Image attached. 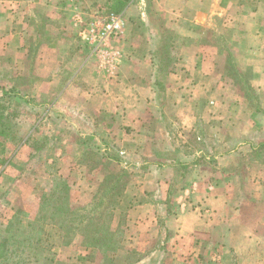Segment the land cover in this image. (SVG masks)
<instances>
[{"label":"rangeland","instance_id":"obj_1","mask_svg":"<svg viewBox=\"0 0 264 264\" xmlns=\"http://www.w3.org/2000/svg\"><path fill=\"white\" fill-rule=\"evenodd\" d=\"M104 1L87 0L85 3L92 9L96 4L102 5ZM138 2L143 11L129 13L125 24L127 22L128 27L130 23L137 25V38L142 44L148 41L141 36L143 33L155 36L152 37L155 45H151V54L156 57L152 65L156 74L150 78L149 85L158 86L159 92L145 95L150 108L141 124H124V119H120L119 114L118 118L112 117L113 122L115 121V134L105 137L101 136L103 128L96 136H85L80 135L76 128H69L62 123L59 110L61 101L72 99V95L66 97L60 91L62 79L70 71L66 74L63 72L64 77L53 92H44L46 79L39 74L50 69V66L54 67L51 63L45 64L49 50L38 58L42 47L36 44L30 49L32 60L29 63L23 57L20 59L16 52L19 49L18 33L23 30L16 29V0H0V98L5 89L3 103L12 123L11 134L0 138L2 225L17 213L24 214V221L33 218L42 199L50 193L55 179L66 174L71 186L73 207L90 205L94 196L99 194V184L105 177L110 173L121 175V187L114 201L116 207L113 211L112 228L122 231L127 209L144 199L143 192L146 189L151 193L157 191L156 183L165 175L160 168L165 164L175 168L174 174L170 176L171 206L177 198L176 192L179 187L184 186L186 178L190 175L198 177L216 169L214 154L226 149H238L249 137L259 136L261 142L253 150L246 152L242 159L239 158L230 165L235 169L251 165L254 174H258V169L264 170L257 164L264 166V146L260 145L264 143V89L252 86L253 66L244 63L250 54L249 49L253 50L251 54L254 56V49L258 53L264 49V39H258L252 34L256 25L242 27L238 21L231 22L228 16H212L210 26L203 32L214 52L218 53L219 60H215L210 77L195 78L184 75L189 70L176 61L184 44V39L179 37L182 30L178 27L185 21L177 22L174 15L166 12L164 0ZM254 5L253 0L246 2L247 8H254ZM237 13L232 14V17L239 16L240 19L242 15L238 11ZM106 14L91 11L81 16L88 19L91 15L103 17ZM39 19L38 31L44 37L45 18L41 15ZM259 25L257 24V28ZM261 26L264 33V23ZM26 28L27 34L29 30L27 26ZM124 35L125 32H122L120 43L125 41ZM73 37L77 40L76 45L84 52L83 58L93 55L97 70L100 68L112 71L121 65L107 55L110 51L120 49L116 45L115 48L113 43L105 51L94 52L83 41L78 30ZM158 42L159 46L156 47ZM117 57L114 54L113 58ZM259 57L264 61V57ZM174 69L180 71V76L172 75ZM178 82L181 90L173 86ZM204 84H207V88ZM53 100H59L56 108L51 111L42 108ZM150 103L154 105L151 106ZM177 105L192 107L191 110L184 109L186 114L195 119L194 126L190 129H184L177 120ZM98 114L101 116L100 111ZM109 114L106 113V118ZM216 139H222V142ZM66 152L75 156L63 158L61 154ZM258 155L261 156L259 159ZM179 161L187 163V167H178ZM184 173H187L185 179L181 176ZM52 241L55 239L52 238ZM54 247L58 264H124L122 258L98 248H90L89 256L84 259L79 248L86 247L82 245L80 236H74L67 245Z\"/></svg>","mask_w":264,"mask_h":264},{"label":"crops","instance_id":"obj_2","mask_svg":"<svg viewBox=\"0 0 264 264\" xmlns=\"http://www.w3.org/2000/svg\"><path fill=\"white\" fill-rule=\"evenodd\" d=\"M247 1L164 0L165 11L174 15L177 22L185 21L178 27L182 30L179 37L184 39V44L176 59L178 65L189 70L184 75L208 78L215 60H219L218 53L214 52L203 32L210 26L209 21L214 15L228 16L231 22L238 21L242 27L256 25L253 36L264 39L261 26L264 23V1L253 0L254 8H247ZM85 2L87 0H16V29L23 30L18 33L19 49L16 53L29 63L32 46L38 44L42 47L38 58L48 49L45 64L51 63L54 67L50 66L39 74L46 79L44 92H53L64 74L70 71L62 79L60 91L66 97L72 95V99L61 101L62 123L85 136H96L103 128L101 136L110 137L115 134L112 117L118 118L120 114L124 124H141L150 108L145 95L159 92L158 86L149 85L150 78L156 74L152 67L156 57L151 54V45H155L152 37L155 36L143 33L141 36L148 41L142 44L137 38V25L130 23L128 27L127 22L125 24L129 13L143 11L138 0H129L121 11L122 32H125L126 39L120 43V35L111 42L120 48L115 50L118 57L113 59L121 65L112 71L97 70L93 55L83 58L84 52L76 45L73 35L77 34L80 15L91 11L106 13L107 2L105 0L100 6L96 4L92 9ZM237 11L242 15L240 19L239 16L232 17V14H238ZM41 15L45 18L44 37L38 31ZM257 24H260L258 28ZM249 51L244 63L254 67L252 86L264 89V61L259 57H264V49L259 53L254 49L255 56L251 54L252 49ZM29 70L32 69L29 67ZM172 75L180 76V71L174 69ZM179 85L180 82L173 84L176 89L180 88ZM204 86L207 88V84ZM56 102L53 100L42 108L51 111L56 108ZM184 109L191 110L192 107L176 106L177 120L187 130L194 126L195 119ZM106 113H110L107 118ZM216 140L222 142V139ZM260 140L259 136L249 137L238 149L214 154L216 169L186 178L184 186L176 192L177 198L172 206L171 197L169 202L167 200L172 189L170 176L175 168L163 165L160 170L165 175L157 181V191L151 193L146 189L144 199L126 211L120 252L135 250L138 253V258L131 264H264V170L258 169V174H254L251 165L242 166L243 171L230 165L253 150ZM61 156L73 158L75 155L66 152ZM257 164L264 169L262 164ZM79 251L84 259L91 252L90 248H79ZM221 260L223 263H219Z\"/></svg>","mask_w":264,"mask_h":264},{"label":"trees","instance_id":"obj_3","mask_svg":"<svg viewBox=\"0 0 264 264\" xmlns=\"http://www.w3.org/2000/svg\"><path fill=\"white\" fill-rule=\"evenodd\" d=\"M128 1L108 0L106 13L121 14ZM5 94L6 90L3 89L0 98V138L12 132L10 114L5 112L6 106L3 103ZM260 145L262 147L264 143ZM260 157L258 155V159ZM177 164L180 168L187 167V163L179 161ZM187 173L181 175L183 179ZM103 180L99 184V194L94 196L90 205L73 207L68 179L65 176L57 177L33 218L24 221V214L17 213L5 225L0 223V264H58L54 246L67 245L74 236H80L86 248L108 251L122 258L124 264L134 262L138 253L135 250L121 253L123 234L112 228L116 207L114 201L121 187V175L110 173ZM171 195L170 189L168 202Z\"/></svg>","mask_w":264,"mask_h":264},{"label":"built area","instance_id":"obj_4","mask_svg":"<svg viewBox=\"0 0 264 264\" xmlns=\"http://www.w3.org/2000/svg\"><path fill=\"white\" fill-rule=\"evenodd\" d=\"M78 19L80 22L78 34L94 52L105 51L112 40L117 39L123 31L124 20L121 14L107 13L103 17L91 15L88 19L80 15ZM115 53L110 51L107 55L113 59Z\"/></svg>","mask_w":264,"mask_h":264}]
</instances>
